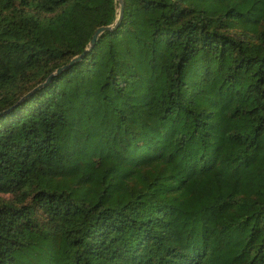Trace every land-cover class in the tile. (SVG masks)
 Returning a JSON list of instances; mask_svg holds the SVG:
<instances>
[{"label": "trees", "instance_id": "1", "mask_svg": "<svg viewBox=\"0 0 264 264\" xmlns=\"http://www.w3.org/2000/svg\"><path fill=\"white\" fill-rule=\"evenodd\" d=\"M116 8L0 0V264H264V0H123L69 62Z\"/></svg>", "mask_w": 264, "mask_h": 264}, {"label": "water", "instance_id": "2", "mask_svg": "<svg viewBox=\"0 0 264 264\" xmlns=\"http://www.w3.org/2000/svg\"><path fill=\"white\" fill-rule=\"evenodd\" d=\"M115 1H116V3H117V8H116V15H115V18L113 19V21L110 22V23H108V24H102V25H99V26L95 27V28L93 29L92 33H91V36H90L89 40H88V46H87L86 48H84V49L82 50L81 53H79V54L73 56V57L69 60V62H71V61H73V60H76V59L80 58L81 55L85 52V50H86L87 48H89V47L93 44L95 38L97 37V35H98L102 30H104V29H111V28H113V27H115V26L117 25V23H118V21H119V19H120V17H121V14H122L123 0H115ZM60 69H61V67H58V68L55 69V71L58 72ZM55 71H54V72H55ZM52 73H53V72L49 73V74L46 76V78H45L40 84H43L44 82H46L47 80H49V79H50V76L52 75Z\"/></svg>", "mask_w": 264, "mask_h": 264}]
</instances>
